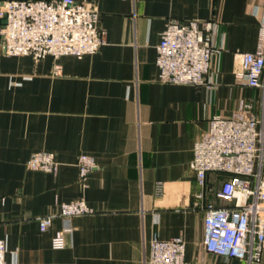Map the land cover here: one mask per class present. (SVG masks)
Masks as SVG:
<instances>
[{"label":"crops","instance_id":"crops-1","mask_svg":"<svg viewBox=\"0 0 264 264\" xmlns=\"http://www.w3.org/2000/svg\"><path fill=\"white\" fill-rule=\"evenodd\" d=\"M75 1L99 10L107 44L97 54L35 61L7 56L0 47V239L7 243L6 263L145 264L157 234L162 240L182 237L189 264H246L205 249V208L232 202L217 196L222 176L209 174L203 190L190 163L210 119L231 116L241 101L253 106L264 129V93L237 78L235 57L255 52L264 0ZM190 20L215 24L213 40L222 51L211 90L158 79L157 47L168 22ZM38 152L56 155V174L28 169ZM82 155L97 164L85 184L79 181ZM76 200L94 212L57 217L40 230L38 218ZM63 230L71 232L57 249L53 240Z\"/></svg>","mask_w":264,"mask_h":264},{"label":"built area","instance_id":"built-area-1","mask_svg":"<svg viewBox=\"0 0 264 264\" xmlns=\"http://www.w3.org/2000/svg\"><path fill=\"white\" fill-rule=\"evenodd\" d=\"M99 10L75 0H7L0 3V47L7 56H30L35 61L47 57H82L97 54L107 44V34L99 29ZM213 22L190 20L168 22L157 47L158 79L174 85H191L211 90L215 59L222 49L214 43ZM237 78L264 93V8L255 52L237 53ZM61 66H55V75ZM250 103L241 101L231 116H214L208 131L196 141L191 170L198 185L206 188L209 174H227L217 196L230 206L208 204L204 218V247L214 255L234 258L246 264H260L264 248V129ZM29 170L56 174L59 162L51 152L33 154ZM97 167L93 157L78 161L79 181L85 184ZM197 203L204 192L197 194ZM2 199L0 198V223ZM94 212L84 200L63 203L56 215L38 218L40 230L47 231L57 217L70 220ZM57 232L53 246L66 245L65 234ZM7 243L0 239V264L6 263ZM145 264H189L182 237L162 240L155 234Z\"/></svg>","mask_w":264,"mask_h":264},{"label":"trees","instance_id":"trees-1","mask_svg":"<svg viewBox=\"0 0 264 264\" xmlns=\"http://www.w3.org/2000/svg\"><path fill=\"white\" fill-rule=\"evenodd\" d=\"M220 176L223 177V179H226V178H232L233 176L231 175H227V174H220Z\"/></svg>","mask_w":264,"mask_h":264}]
</instances>
